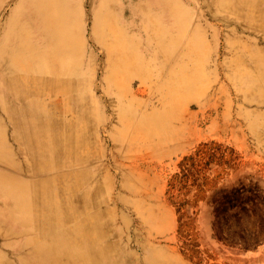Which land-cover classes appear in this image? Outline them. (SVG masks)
<instances>
[{"label": "rangeland", "instance_id": "obj_1", "mask_svg": "<svg viewBox=\"0 0 264 264\" xmlns=\"http://www.w3.org/2000/svg\"><path fill=\"white\" fill-rule=\"evenodd\" d=\"M15 1L0 13V49ZM146 3L153 17L143 24ZM75 5L81 54L62 64H76L83 81L63 88L81 92L84 114L43 97L55 114L33 132L73 141L67 162L85 161L79 171L91 176L81 191L101 189L90 195L98 208L84 211L106 210V261L264 264V0ZM21 234L0 243L15 241L10 260L31 264L24 242L42 237Z\"/></svg>", "mask_w": 264, "mask_h": 264}, {"label": "bare ground", "instance_id": "obj_2", "mask_svg": "<svg viewBox=\"0 0 264 264\" xmlns=\"http://www.w3.org/2000/svg\"><path fill=\"white\" fill-rule=\"evenodd\" d=\"M10 1L0 0V13ZM15 2L17 5L5 22L0 49V56H6L0 68V167L3 168L0 172V242L34 231L42 239L24 242L26 249L34 246L31 264H118L106 261L113 247L102 245L108 226L99 222L106 210L93 211V214L84 211L91 205L98 208L93 197L101 189L81 191L82 182L90 180L91 176L79 171L85 161L76 157L75 163L67 162L75 151L74 142L59 134L54 136L56 133L43 140L33 132V127L55 114L41 107L43 97L55 108L59 105L62 108L64 103L73 100L75 113L84 114L81 92H67L63 88L74 80L83 81L76 64L74 67L62 64L71 58L76 63L80 58L81 25L77 4L75 0ZM177 7L178 11L183 10L180 3ZM141 9L142 22L146 24L153 12L147 3ZM104 29L96 23V36ZM21 56H27L28 60ZM189 84L190 81L185 85ZM53 96L65 97L57 102L58 98L52 100ZM8 127H12L11 144L7 139ZM24 151L39 161H19ZM24 174L30 178L22 177ZM61 195L65 198L56 203ZM15 246V241L0 243V264H15L9 258Z\"/></svg>", "mask_w": 264, "mask_h": 264}]
</instances>
